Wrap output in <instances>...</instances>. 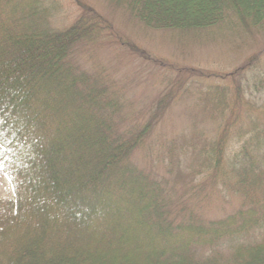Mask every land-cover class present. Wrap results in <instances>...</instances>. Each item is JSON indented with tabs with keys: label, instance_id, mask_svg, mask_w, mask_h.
Listing matches in <instances>:
<instances>
[{
	"label": "trees",
	"instance_id": "16d2710c",
	"mask_svg": "<svg viewBox=\"0 0 264 264\" xmlns=\"http://www.w3.org/2000/svg\"><path fill=\"white\" fill-rule=\"evenodd\" d=\"M46 1L0 0V179L14 187L0 193V264H264V0H73L61 26L16 17ZM115 20L253 50L191 115L225 125L156 133L190 69L146 119L127 110L120 64L93 67L91 49L172 65L121 41Z\"/></svg>",
	"mask_w": 264,
	"mask_h": 264
},
{
	"label": "rangeland",
	"instance_id": "374dc122",
	"mask_svg": "<svg viewBox=\"0 0 264 264\" xmlns=\"http://www.w3.org/2000/svg\"><path fill=\"white\" fill-rule=\"evenodd\" d=\"M33 0H29V8L32 7ZM42 1H35V5ZM34 6V4H33ZM51 8V11H50ZM54 9V11H52ZM34 10V9H33ZM28 15L21 12L16 17L29 18L32 24H42L44 26H61L62 24L71 22V18L76 15V5L73 0H56L54 3L46 1L44 5L39 4L36 10ZM31 11V10H30ZM41 14H40V13ZM40 14V15H39ZM25 16V17H23ZM33 21V22H31ZM66 21V22H65ZM114 28L120 33L121 41L133 40L138 47L145 49L148 55L155 58L165 59L171 62L172 67L167 71H159L149 63V60L142 59L139 55L131 59V54L120 47L113 45V50L106 49L96 50L93 52V67L103 65L111 68L113 65L118 66L119 71L116 78L121 81L119 89L121 94L125 93L127 100V110L135 112V116L141 120L146 119L150 113L149 107L152 102L159 97L168 94L175 84V76L178 70H195L199 72L198 76H192L195 79V85H190L185 90L186 83L180 89L183 93L177 98L168 109V113L162 121H159L154 129L156 133L172 131L169 134H175L185 129H219L225 125L227 117L222 116L217 111H213V119L204 122L202 118L198 120L200 126H196L191 118L197 111H204L201 99L204 96L203 90L205 86L211 84L229 83L228 80L235 69L253 52V50H241V42L233 36H216L211 33L201 38L192 39L187 37H179L178 34H162L159 32L144 31L141 28L127 27L126 24L118 20L114 21ZM102 39V38H100ZM121 52L122 60L118 61L116 53ZM143 57V56H142ZM209 77L210 79H207ZM222 80V81H221ZM255 99L264 102V92L262 94L255 93ZM200 115H202L200 113ZM233 129V127H232ZM0 193L13 196L14 187L8 178L0 179Z\"/></svg>",
	"mask_w": 264,
	"mask_h": 264
}]
</instances>
